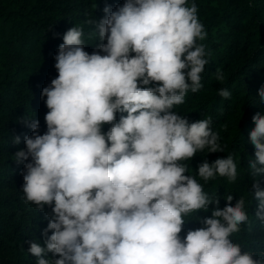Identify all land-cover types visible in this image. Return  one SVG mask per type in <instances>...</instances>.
Segmentation results:
<instances>
[{"label": "clouds", "instance_id": "obj_1", "mask_svg": "<svg viewBox=\"0 0 264 264\" xmlns=\"http://www.w3.org/2000/svg\"><path fill=\"white\" fill-rule=\"evenodd\" d=\"M103 11L87 21L106 40L99 51L85 50L80 27L63 34L54 57L58 75L40 93L47 130L40 134L39 120H26L32 133L14 155L24 163L26 202L51 206L43 245L36 240L28 249L36 264H264V247L242 251L233 239L249 219L245 198L233 204L228 192L220 206L217 194L205 190L217 176L237 180L233 154L205 159L196 175L185 174L197 152L224 151L211 117L189 122L176 110L189 90L203 87L209 62L198 42L207 32L197 5L125 0ZM258 92L264 100V84ZM218 94L231 96L226 88ZM252 119L248 193L264 221V188L255 182L264 174V109ZM213 203L211 215L196 217L203 226L181 236L184 222Z\"/></svg>", "mask_w": 264, "mask_h": 264}, {"label": "trees", "instance_id": "obj_2", "mask_svg": "<svg viewBox=\"0 0 264 264\" xmlns=\"http://www.w3.org/2000/svg\"><path fill=\"white\" fill-rule=\"evenodd\" d=\"M124 2L0 0V264H36L37 257L28 251L30 242L39 240L43 245L45 239L43 229L51 206L40 209L33 202H26L21 171L24 163H18L14 155L19 149H26L24 136L32 133L26 120L38 119L40 134L47 130L45 114L49 109L44 102L46 97L40 93L58 75L54 57L63 43V34L73 26L80 27L85 50L99 51L98 45L106 40L95 37V25H89L88 19L99 20L106 15L105 5L115 10ZM187 2L198 7V18L207 32L204 40L198 42L206 46L209 62L202 73L203 87L197 92L189 90L185 102L176 110L189 122L211 117L224 151L197 152L186 161L189 171L185 174L196 175L198 165L205 159L211 163L233 154L240 173L237 180L217 176L205 184V190L217 194L220 206L228 202V192L233 193V204L243 196L249 205V219L233 234V239L241 243L242 251L264 247V221L255 216L256 201L248 193L254 183L248 173L249 164L255 159V146L250 139V129L255 125L252 117L264 109L258 92L264 84V0ZM217 73L223 74V80L216 78ZM220 88L228 89L231 96H220ZM126 114L117 113V120ZM108 127L110 124L106 123L102 130ZM16 136L20 137L19 143L14 140ZM197 179L204 183L200 177ZM255 182L264 188V174L257 176ZM215 206L213 203L208 210H196L184 222L180 235L203 226L196 217L211 215ZM48 257L53 254L49 252Z\"/></svg>", "mask_w": 264, "mask_h": 264}]
</instances>
